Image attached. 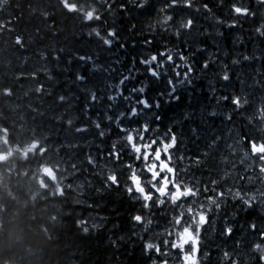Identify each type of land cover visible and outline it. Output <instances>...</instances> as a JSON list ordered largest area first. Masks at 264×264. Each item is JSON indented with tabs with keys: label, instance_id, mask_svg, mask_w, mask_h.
Wrapping results in <instances>:
<instances>
[{
	"label": "snow or ice",
	"instance_id": "6c2138e0",
	"mask_svg": "<svg viewBox=\"0 0 264 264\" xmlns=\"http://www.w3.org/2000/svg\"><path fill=\"white\" fill-rule=\"evenodd\" d=\"M225 2L217 0L216 8H223ZM255 2L264 8V0ZM148 3L149 0H68L65 4L58 0L64 18L71 17L77 22L79 31L72 35L77 41L95 44L98 50L92 52L69 47L67 37L63 41L55 39L51 45L43 43L42 32L54 38L64 32L57 26L54 11L40 13L43 26L33 22L30 32H17L15 25L24 22L25 8L32 14L28 19L35 20L31 3L0 0V12L14 8L19 13L14 15L9 11L10 18L0 22V35L14 34L11 39L19 53L20 67L13 79L28 82L30 89L24 95L27 97L30 92L36 98L35 104L20 106L21 111L31 112L33 121L36 116L47 117L60 132H70L74 137L61 140L58 133L54 134V128L45 127L48 132L44 137L45 145L55 140L51 151L60 156L58 165L63 166L62 171L59 166L56 170L67 181L59 195L66 200L69 196L75 197L74 205L80 206L86 203L89 188L103 192L121 187L140 204L132 220L139 229L135 235L143 241L150 264H208L212 252L201 251L206 247L207 232L219 231L221 236L231 237L232 220L240 212L253 207L264 209V93L255 104L252 100V89L264 90V68L254 72L251 84L246 74L233 71L246 62L264 60V55L227 53L218 45L210 51L203 44L194 45L189 37L194 31L201 36L222 37L221 25L242 27V21L254 20L258 13L245 0H231L228 18L218 15L206 0H164L155 16L142 27L137 23L130 25L133 33L139 30L141 34L145 31L148 34L143 40L144 53L130 60L131 70L121 72L117 67L119 58L105 66L100 61V51L109 53L115 47L126 49L129 46L119 36L115 17L126 13L129 5L144 8ZM48 7L54 6L49 4ZM176 8L203 13L215 27L198 23L192 14L177 19L173 12ZM93 10L89 18L88 12ZM261 15L264 17V13ZM253 32L264 38V18ZM157 38L160 46L153 48ZM237 42L243 43V37H237ZM34 46L35 51L30 52ZM131 46L135 47V43ZM198 54H204L199 64L195 62ZM33 56L38 59L33 60ZM209 69L213 70L217 82L213 90L215 103L231 105L224 117L230 125L227 141L223 133L218 137L214 135L203 150L190 154L187 149L181 150V137L173 128L161 131L148 119L135 126L125 124L126 120L159 108L162 102L179 99L178 88L191 84L194 75ZM141 71L156 80L167 76V90L159 93L155 100L147 95L148 82L126 90L125 86ZM61 73L65 74L66 85L61 83ZM94 75L104 78L102 86L91 85ZM113 75L116 79H109ZM234 77L246 87L226 93L224 85ZM24 87L25 83L18 84L19 89ZM2 93L8 100L16 99L13 87H4ZM121 101L126 102L122 109ZM217 114L218 109L210 113ZM237 116L248 131L237 130L232 125ZM114 131L119 135L113 137ZM48 151L47 146L40 148L42 155ZM89 207L94 205L89 204ZM79 223L87 225L88 222L80 220ZM92 227L99 226L93 224ZM248 229L258 233V239L248 246L241 237L231 248L221 247L218 264L225 261L242 264L238 250L246 247L253 255L244 264H254L257 254L260 264H264V221L250 222ZM83 230L87 232L89 228Z\"/></svg>",
	"mask_w": 264,
	"mask_h": 264
},
{
	"label": "trees",
	"instance_id": "16d2710c",
	"mask_svg": "<svg viewBox=\"0 0 264 264\" xmlns=\"http://www.w3.org/2000/svg\"><path fill=\"white\" fill-rule=\"evenodd\" d=\"M163 2L164 0H149L144 8L129 5L126 13L115 17L119 36L127 41L129 46L126 49L115 47L109 53L100 51V61L104 62L105 66L111 63V60L119 58L120 64L117 67L120 71L131 70L133 65L130 60L144 53L143 40L148 34L146 31L141 34L139 30L133 33L130 31V25L137 23L142 27L146 20L155 16L157 8ZM206 2L213 6L222 18H228L231 0H226L223 8H216L217 0H206ZM245 2L257 11L258 15L254 20L245 19L242 21L243 26L236 28L221 25L220 28L224 33L222 37L201 36L194 31L189 39L194 45L207 46L210 51L214 45H218L227 53L264 55V38L257 37L253 32L259 21L264 18L261 15L264 13V8L258 6L255 0H245ZM15 3L25 5L31 3L35 9V20L28 19V16L32 14L25 8L24 22L15 25L13 21L17 32H30L33 22L43 26L40 13L54 11L57 16V26L63 28L64 32L55 38L50 33L42 32L41 35H45L44 44L51 45L55 39L63 41L67 37L69 47L82 52L98 50L95 44H90L86 40H76L72 33L79 31L77 22L71 17L64 18L58 0H13V4ZM49 4L54 7L49 8ZM9 11L14 15L19 14L14 8L0 12V22L10 18ZM173 12L177 19L192 14L195 15L198 23L206 27L209 25L215 27L210 19L204 18L203 13L194 14L187 8H176ZM12 26L9 25V27ZM11 35L7 33L0 35V264H150V258L144 251L143 241L135 235L139 229L132 220L140 204L126 195L123 188L117 187L103 192H96L89 188L85 197L86 203L80 206L74 205L75 197L69 196L66 200L59 195L63 191V184L67 181L61 172L56 170L59 166L62 171L63 166L58 165L60 156L51 151L55 140L45 145L44 137L48 135L45 127L54 128V134L58 133L61 140L74 137L70 132H60L58 127L51 125L47 117L36 116L33 121L31 112L21 111L20 106L35 104L36 98L30 92L25 97L24 92L30 89L28 82H17L13 79L20 67V60ZM240 36L243 37V43L237 42V37ZM133 43L135 47L131 46ZM159 46V38H157L153 48ZM34 51L35 46L30 49V52ZM36 59L38 58L33 56V60ZM203 60L204 54H198L195 57L197 64ZM214 67L218 69L219 65ZM261 68H264V60H253L242 64L238 69L234 68L233 71L236 74H246V79L251 84L254 72ZM103 79L100 75H94L90 83L93 86H102ZM109 79L115 80L116 76L113 75ZM60 80L62 84H67L64 73L60 74ZM167 80V76L159 80L152 79L141 71L137 78L125 87L130 91L133 86L138 88L141 84L148 82L147 95L155 100L159 93L167 90ZM192 80L191 84H184L178 88L176 95L179 99L162 102L159 108L150 110V113L145 116L131 121L126 120L125 124L135 126L144 119H148L161 131L173 128L179 136L184 137L188 143H181L184 149L186 145H189L187 150L190 154L203 150L210 137L213 133L215 134L212 131H216L215 135L219 136L221 125L224 123L228 124V129L226 127L225 131L229 130V122L224 117L225 113L231 110V105L215 103L213 90L217 82L212 69L194 75ZM19 83H25L23 90L18 88ZM220 83L224 84V82ZM6 86L13 87L16 99L8 100L3 96L2 89ZM245 87L234 77L224 85V90L228 93L242 91ZM252 93L253 104H255L264 90L255 88L252 89ZM125 103L121 101V109L125 107ZM217 109V115H210ZM232 125H235L237 130L244 128L248 131L239 116L232 121ZM225 131L223 134L227 141ZM116 135L119 133L114 131L113 137ZM45 146L49 151L42 155L40 148ZM123 179L122 173L121 180ZM99 186L97 183V187ZM89 204L94 207H89ZM80 220L87 221V225H81ZM237 220L240 223L239 226L243 228L240 237L242 236L248 245V224L253 221H264V210L255 207L250 211H242ZM93 224L99 227H92ZM84 227H88L89 230L85 232ZM251 233L254 239H258V233ZM122 236L123 240L120 239ZM235 241V238H229L226 244L231 248ZM238 251L242 264L252 256L250 248L242 252ZM212 253L214 254L210 257L208 264H218L221 253ZM224 264H227V261ZM254 264H260L258 254Z\"/></svg>",
	"mask_w": 264,
	"mask_h": 264
},
{
	"label": "flooded vegetation",
	"instance_id": "af4514ba",
	"mask_svg": "<svg viewBox=\"0 0 264 264\" xmlns=\"http://www.w3.org/2000/svg\"><path fill=\"white\" fill-rule=\"evenodd\" d=\"M211 128H213V127H211ZM180 137H181V142L188 143L184 137H182V136H180ZM212 137H213V135L210 137L209 141L212 139ZM209 141L207 142V144L209 143ZM181 146H182V143H181ZM188 147H189V145H186L185 146V149H188ZM181 150H183V149L181 148ZM252 209H255V207L250 208V209H248L246 211H250ZM237 219H238V217L235 218L234 220H232V223L234 225V231H233V234H232L231 237H223V236H221V234H220L219 231H217V232H211V231L207 232L205 234L207 236L206 247H205V249H201V251H203V250H210L211 252H220V248L221 247H228L229 248L228 244H226V240L227 239H229V238H235L236 240L237 239H240L242 237V236L240 237V235L243 232V228H241L239 226L240 223L238 222ZM248 237H249V239H248V245L250 246L251 243L254 240V237H253V234L249 231V229H248ZM246 248L240 249L241 252L243 250H245ZM213 254L214 253H212V255Z\"/></svg>",
	"mask_w": 264,
	"mask_h": 264
},
{
	"label": "rangeland",
	"instance_id": "374dc122",
	"mask_svg": "<svg viewBox=\"0 0 264 264\" xmlns=\"http://www.w3.org/2000/svg\"><path fill=\"white\" fill-rule=\"evenodd\" d=\"M242 89H244V88H242ZM242 89H241V90H242ZM227 126H228L227 123H224V125L222 124V125H221V128H220V132L223 133L225 130H227V129H228ZM226 127H227V129H226ZM212 132H215V134H216V131H212ZM227 132H228V131H225V133H226V140L228 139V137H227ZM215 134L213 133V136H214ZM215 136H217V135H215ZM217 137H218V136H217ZM181 148H183V150H184V145H182ZM243 251H244V250H243ZM252 255H253V253H252Z\"/></svg>",
	"mask_w": 264,
	"mask_h": 264
},
{
	"label": "clouds",
	"instance_id": "9594fccd",
	"mask_svg": "<svg viewBox=\"0 0 264 264\" xmlns=\"http://www.w3.org/2000/svg\"><path fill=\"white\" fill-rule=\"evenodd\" d=\"M63 2H64L65 4H67V3H68V0H63ZM70 7H74V5H70ZM81 11H84V9L81 8ZM94 11H95V10L88 12V16H89V18L93 15V12H94Z\"/></svg>",
	"mask_w": 264,
	"mask_h": 264
},
{
	"label": "bare ground",
	"instance_id": "6f19581e",
	"mask_svg": "<svg viewBox=\"0 0 264 264\" xmlns=\"http://www.w3.org/2000/svg\"><path fill=\"white\" fill-rule=\"evenodd\" d=\"M186 134V133H185ZM183 135V134H182ZM188 139V138H187ZM35 141V140H34ZM193 141V140H192ZM191 144V143H190ZM26 148V147H25ZM183 149V148H182Z\"/></svg>",
	"mask_w": 264,
	"mask_h": 264
}]
</instances>
